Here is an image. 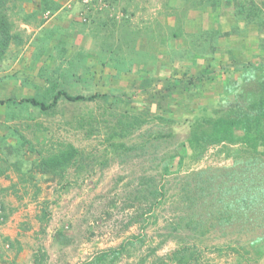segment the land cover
<instances>
[{
	"label": "rangeland",
	"instance_id": "1",
	"mask_svg": "<svg viewBox=\"0 0 264 264\" xmlns=\"http://www.w3.org/2000/svg\"><path fill=\"white\" fill-rule=\"evenodd\" d=\"M35 1L10 0L5 10L11 32L21 44L13 42L0 61V79L5 77L0 87L8 94H16L20 88L21 95L45 103H50L53 91L60 89L71 95L96 94L93 84L81 90L70 83L73 68L65 74L59 71L58 75H53L49 70L52 57L51 63L49 59L46 61L47 55H43L39 63L37 60L38 64L32 59L34 34L24 25L31 24L28 17L36 9ZM37 1L44 23L54 12L57 0ZM64 1L58 0L61 5ZM129 1L114 4L112 16L115 19L122 23L127 21L131 14L128 9L136 6L141 13L137 19H142L138 28L153 25L154 28L143 35H162L158 37V45L164 46L166 41L183 36L187 10L178 14L179 25L165 33L158 20L162 14L161 0H133L130 5ZM178 1L189 3L187 9L192 7L193 0ZM240 1L242 6L250 2L229 0L230 4L225 2L226 6L219 8L209 5L212 13L204 16L212 18L208 27L218 33L221 29L225 34L222 37L233 36L234 28L244 29V24L236 21L234 15ZM101 2L104 3L99 0L98 5L102 6ZM254 2L262 9L264 17V0ZM169 3L174 2L169 0ZM163 16L168 21L167 17L173 15L163 12ZM171 21L175 23L176 18ZM231 21L235 23L231 25ZM166 23L162 25L168 27ZM222 23L226 25L220 28ZM185 27L187 29V25ZM227 30L231 33H225ZM241 31L242 40L230 44L233 53H228L224 44L217 43L214 59H225V63L221 66L215 61L213 67L217 70L208 78L210 87H175V90L150 87L142 92V87L123 85L120 93H101L106 97L92 102L71 103L61 99L50 111L28 104L10 106V122L0 133H10L8 138L20 141L21 145L17 150L12 148V142L0 145V173L9 185V179L17 183L13 178L20 175L27 185L19 183L21 188L16 192L13 187L5 192L0 186V256L5 264H91L101 253L119 249L123 244H127V251L112 264H180L179 261L187 264L182 262V256L188 258L191 251L197 255L190 264H264V256L257 257V252L264 254V242L259 241L260 226L254 225L249 219L251 216L239 218L232 224L220 223L214 206L209 208L207 199L199 198L200 190L195 186L197 173L233 166L240 146H226L225 142L213 144L200 157L189 146H182L195 125L207 118L225 116L228 105L238 103V91L251 93L263 79L264 31L254 28L250 32ZM115 32H119V28H115ZM213 32L211 36L218 34ZM204 35L207 34L196 37L200 39ZM138 41H132L134 49L130 54L139 58L138 64L145 63L141 58L148 48L139 49ZM202 41L205 44L206 41ZM128 45L126 39L124 47ZM155 49L153 44L152 50ZM106 50L114 51L112 47ZM122 54V51H114L113 61L118 62L117 55ZM105 55L108 52L102 56ZM36 57L39 58L37 53ZM105 58L104 63L113 62ZM150 59L153 60L150 64L156 63L154 58ZM119 62L122 66L127 60L122 58ZM171 63L174 68H169L168 73L176 72L180 62ZM233 65L237 67H230ZM142 72L132 70L131 75L138 77ZM48 77L57 80L62 87H50ZM102 90L108 92L109 87ZM130 124L133 126L128 127ZM242 129L237 128V135L243 136ZM68 146L76 148L78 153L64 172L60 174L53 168L43 172L39 168L44 160L50 161L52 155L63 152ZM18 163L25 167L22 169L25 174L17 171ZM151 179L161 192L157 197L151 195ZM194 201L197 205L192 208ZM201 219L207 228L201 231L203 234L186 228L188 221ZM261 224L264 227V223ZM187 249L190 252L185 251Z\"/></svg>",
	"mask_w": 264,
	"mask_h": 264
},
{
	"label": "crops",
	"instance_id": "2",
	"mask_svg": "<svg viewBox=\"0 0 264 264\" xmlns=\"http://www.w3.org/2000/svg\"><path fill=\"white\" fill-rule=\"evenodd\" d=\"M120 1L121 0L113 3L117 4L120 3ZM164 1L165 2H162L161 0L159 5L160 12L162 14H160L158 20L161 22V26L162 28H164L165 33L167 29L174 28L179 25L178 14H180L181 12L183 13L186 10L188 14L186 20L183 22V36H176L172 40L166 41L164 46H160L157 44V42L159 39L158 37L162 35H158L157 37L152 35H143L145 32L152 30V28H154L153 25L145 24L143 26H145L146 29L138 28L139 23H142V19L141 17L139 20L137 19V16L141 15V13L139 11L140 8H137L136 6H131L128 9V11L130 10L131 13L128 16L129 19H127V21L124 20V22L122 23L121 21L116 22L113 19L112 14L113 12H115L114 9L116 8L114 4H112L114 7L113 9L110 8L106 9L105 11L95 13L93 11H89V9H86L82 1L65 0L64 2H62L63 4L61 5L60 3V7L57 10H54L53 13L51 12V16L46 21H44V23H42V10L39 9V2L36 0L34 2L35 4H33V7H36V9L32 10L31 14L28 17L30 18L31 24L24 25V27H26L28 30H32L34 34L32 43L34 42L35 46L33 44L34 47L31 57L32 59H34L35 63L37 60V62L39 63L41 60L40 58L43 55H47L46 61H48L49 59V62L51 63L52 57L53 62L50 64L52 65V67L49 70L53 75H58L59 71L60 73H62L63 71V74H65L66 70L68 71L73 68L74 74L72 78H69V80L71 81L70 83H72L76 87H80L81 90L83 87L87 88L89 83L93 84V88L96 90V94H109L110 92L111 94L120 93V87H122L123 85L124 87H142V92H145L150 87H173V90H175V87H210L211 85L208 84V78L216 73L215 71L217 70V67H213L215 61L217 64L221 63L220 65L223 66V64L225 63V59H214L216 58L215 54L201 55L200 53L193 52L190 55L189 48L190 44H192V41L197 42L198 37L196 36L201 34H207L203 36L204 39H200H203L204 41L210 43V33L212 31H214L213 33H215L216 31L213 27H208V21L212 20V18H204V16H208V13L210 11L212 13V9H210L209 5H206L205 8L202 9L201 7H190L189 9H187L189 3H185L184 1H181L180 3L178 0H173L174 3H169V0ZM57 2L55 1V4ZM131 3H133V0L129 1V5ZM225 4L226 3H224L223 6H226ZM22 7L25 6L23 5ZM104 8L107 7L104 6ZM163 12L166 13V15L168 13H172L173 16L171 17L176 18L175 23L171 21V17H167L168 21H166V16H163ZM162 22H169L166 23L168 24V27L166 25L163 26ZM234 23L235 22L231 21L230 24L232 25ZM186 25L187 29L185 27ZM225 25L226 24L222 23L220 28H223ZM115 28H119V32H115ZM252 28L253 27H250L246 31L250 32ZM218 30L220 34H223V31L221 29ZM226 32L231 33V30H227L225 31V33ZM231 34L233 36H221L222 38H218L217 34H213L214 40L212 41V43L214 42V44L216 45L217 43L224 44L228 49V53H233L230 44H232V42L234 41H237V39L242 40L243 35L242 32L240 34ZM246 34L247 33L245 32V35ZM126 39H128L129 41V45L127 46V48L124 47V42ZM136 40H139L137 42V44H139V49L146 50V48H148V50L144 52V57L141 58L145 61V63L140 62L138 64L139 58L137 56L134 57L130 54V50L134 49L132 48L133 42L136 43ZM39 44H45L46 46L40 47ZM108 44L111 46L107 47ZM153 44L156 47L155 51L152 50ZM148 46H150V49ZM111 47L114 51L120 53L122 51L124 53L122 54L123 56L117 55L118 62L113 61L114 51L106 50ZM60 49L62 51L59 52L58 50ZM105 52H108V55H105L103 57L102 55ZM36 53L38 54V59L36 57ZM106 56L110 61L113 62L104 63V61L102 60L106 59ZM122 58L124 60H127V63L125 64L124 62L122 66H120L119 60ZM150 58H154L156 60V63L150 64V62L153 61ZM166 60H168L167 64L164 63ZM177 61L180 63L176 65V72L173 73L172 71L171 73H168L169 68H171V70L174 68V65L171 62L177 64ZM186 62L188 63V65H186ZM225 66L227 65L225 64ZM41 67L42 65L40 66V68ZM230 67L237 66L233 65ZM89 69H91L92 72H90ZM139 69L140 71H143L141 75L139 74L138 77L131 75L132 70ZM4 79L5 77L0 79V81L2 82V80ZM48 79L51 85L50 87H52L53 89L55 87L57 89L58 87H62L57 83V80L54 79L53 81L49 77ZM106 87H109V91L103 92L102 89H106ZM2 88L3 87H0V98L3 100L9 98L22 99L28 97V95L26 94H20V91H22L20 88L16 91V94H8L7 91H5L6 89L4 88L3 90ZM129 89H132V91H134V88ZM60 90L65 91L63 89ZM2 93H4V95ZM55 93L53 91V95ZM81 94L85 95V93H80L77 95ZM29 97L35 98L32 96ZM12 105L15 104H0V132L6 128V126L8 125L7 122H10L9 120L11 117L9 115L8 108H10V106ZM8 135H10V133H7L6 135L0 133V145L3 147L5 142H12L11 146L13 149L17 150L18 148H20V141L8 138ZM6 139L7 141H4ZM22 167V163H18V165H16L17 171L26 172L25 170H22L25 169V167ZM10 169L8 168V170ZM3 176L4 175L0 177V186L4 188L5 192H10L12 190V187L14 188V192H16L17 188H21L19 187L21 186V184H23V186L27 185L25 184L24 177L21 175L20 177L13 178L14 181H17V183H13V181H11L12 179H9L10 185L6 181V178H3ZM1 258L2 256H0V264H5L6 262Z\"/></svg>",
	"mask_w": 264,
	"mask_h": 264
},
{
	"label": "trees",
	"instance_id": "3",
	"mask_svg": "<svg viewBox=\"0 0 264 264\" xmlns=\"http://www.w3.org/2000/svg\"><path fill=\"white\" fill-rule=\"evenodd\" d=\"M81 1L86 9L96 13L106 10L103 4L107 9H110L113 7V2L119 0H103L104 3L101 2L102 6L98 5L99 0H93L89 3H84V0ZM211 1L213 0H193L192 7H201L202 9L206 5H211L214 8H219L225 2H229V0H219L216 4H213ZM9 2L10 0H0V61L6 56L9 46L13 42L21 44V40L12 34L11 23L5 15ZM240 3L241 1L236 5L234 15L236 21L244 24V29L237 30L234 28L233 33H241V30H247L250 27L263 32L264 17L262 9L255 4L254 0H250L245 6H242ZM59 7L60 3L54 5L55 10ZM113 19L118 21L114 17ZM224 35L218 33L217 37ZM209 40L210 43L206 41L205 44L202 39H198L197 42L192 41L189 48L190 55L193 52L200 53L201 55H214L217 48V45L214 42L212 43L214 36L210 35ZM237 93L239 94L237 96L238 103L229 104L225 116L214 119L207 118L202 123L195 125L186 140L182 142V146H189L198 157L202 156L206 149L213 144L225 142L226 146H240V154L238 155L237 153L234 156L235 163L233 166L209 169L197 173L194 176L196 178L195 186L200 190L199 198L207 199L206 204L210 206L209 208L214 206L215 212L219 215L220 223L226 225L228 223L232 224L234 221L239 220V218L251 216L249 219L252 220L255 226H260L261 228L262 234L259 241L263 240L264 242V227L261 224V222L264 223V77L258 81L251 93L242 94V91H238ZM105 97V95L101 94L90 96L82 94L71 95L66 91H58L53 95L50 103L27 97L22 99L9 98L6 100L0 98V104H28L40 108L42 111H50L58 106L61 99H65L71 103H80L92 102ZM132 126L130 124L128 127ZM239 127L243 128V136L237 135V128ZM77 153L76 148L68 146L63 152L52 155L50 161L44 160L39 168L43 172H48V168H53L54 171L61 174L65 171L66 165L76 158ZM182 159L180 163H183ZM150 181L152 183L149 186L151 195L157 197L161 192L157 188L155 180L151 179ZM191 201L192 199H189V202ZM196 205L197 202L194 201L192 208ZM191 219L193 218L191 217ZM205 227L206 225H204L202 219L199 221L190 220L186 223V228L190 229L191 232L203 234L204 232L202 233L201 231L207 229ZM125 251H127V244H123L119 249L101 253L97 256L94 263L91 264H112L113 260L119 259ZM185 251L190 252V249ZM196 255L197 253L191 251L188 258L186 255L182 256V262L190 264L196 258ZM110 256H112V259H109ZM175 256L178 257V253ZM263 256L262 252H257L258 258H262ZM179 263L182 264L180 261Z\"/></svg>",
	"mask_w": 264,
	"mask_h": 264
},
{
	"label": "built area",
	"instance_id": "4",
	"mask_svg": "<svg viewBox=\"0 0 264 264\" xmlns=\"http://www.w3.org/2000/svg\"><path fill=\"white\" fill-rule=\"evenodd\" d=\"M93 0H84V3L92 2Z\"/></svg>",
	"mask_w": 264,
	"mask_h": 264
}]
</instances>
